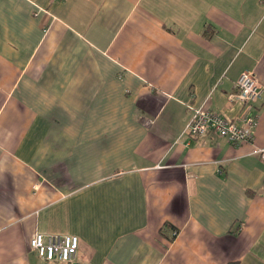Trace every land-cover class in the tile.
<instances>
[{
    "label": "crops",
    "instance_id": "crops-1",
    "mask_svg": "<svg viewBox=\"0 0 264 264\" xmlns=\"http://www.w3.org/2000/svg\"><path fill=\"white\" fill-rule=\"evenodd\" d=\"M254 72L262 98L233 100ZM253 142L186 133L195 110ZM264 0H0V264H264Z\"/></svg>",
    "mask_w": 264,
    "mask_h": 264
},
{
    "label": "built area",
    "instance_id": "built-area-1",
    "mask_svg": "<svg viewBox=\"0 0 264 264\" xmlns=\"http://www.w3.org/2000/svg\"><path fill=\"white\" fill-rule=\"evenodd\" d=\"M262 88L254 72H244L237 82L233 100L252 106L262 98ZM258 119L249 114L238 121H230L209 111L195 110L186 133L193 137L215 134L234 146L253 142ZM264 154V153H263ZM80 240L73 235L46 236L36 234L30 241V250L39 260L48 263H71L79 252Z\"/></svg>",
    "mask_w": 264,
    "mask_h": 264
}]
</instances>
